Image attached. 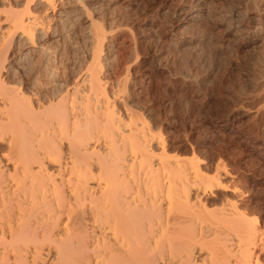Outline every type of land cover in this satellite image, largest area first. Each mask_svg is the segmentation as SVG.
Here are the masks:
<instances>
[{
  "label": "bare ground",
  "instance_id": "bare-ground-1",
  "mask_svg": "<svg viewBox=\"0 0 264 264\" xmlns=\"http://www.w3.org/2000/svg\"><path fill=\"white\" fill-rule=\"evenodd\" d=\"M220 1L156 0L141 24L167 45L212 16L225 35H264V0L251 1L256 16L246 4L215 10ZM88 7L0 0V264H264V181L252 164L264 165V126L248 141L238 111L220 120L234 147L249 146L247 159L222 146L171 151L139 107L153 75L129 63L104 74L103 60H117L113 35ZM74 14L86 23L87 59L67 69ZM253 115L264 118V91Z\"/></svg>",
  "mask_w": 264,
  "mask_h": 264
},
{
  "label": "rangeland",
  "instance_id": "rangeland-1",
  "mask_svg": "<svg viewBox=\"0 0 264 264\" xmlns=\"http://www.w3.org/2000/svg\"><path fill=\"white\" fill-rule=\"evenodd\" d=\"M98 1L84 0L89 6L86 16L95 19L96 24L113 35L117 58L113 64L103 60L102 71L108 76L118 75L121 64L129 63L153 75L141 90L139 107L150 122L155 121L160 126L163 135L171 142V151L186 155L194 151L200 155L198 149L200 153L202 150L211 152L216 146H222L232 149L233 156L249 158V146L234 147L232 133L217 129L220 120L231 111H238V123L247 132L248 141L263 128L264 118L255 117L253 110L264 91V72L261 71L264 68V35H225L224 27L212 16L202 24L185 25L179 33L178 44L167 45L162 42L156 27L148 28L141 24L155 9L150 10L147 5L156 0H113L112 4ZM251 1L221 0L214 9L231 3L246 4L252 11L251 15L256 16L257 11ZM182 15L184 12L176 17L159 13L155 19L158 23L167 24ZM64 31L67 34L64 62L67 69H71L87 59L86 23L74 14L70 26ZM253 78L257 83L255 88ZM202 123L208 127L201 126ZM191 127L192 134L189 132ZM199 134L208 139L204 148L195 145ZM261 141L262 138H257L255 143L259 145ZM254 150L258 152L257 148ZM257 157L263 161L264 152ZM252 164L261 169L259 172L255 169L254 178L264 181V165L255 161Z\"/></svg>",
  "mask_w": 264,
  "mask_h": 264
}]
</instances>
